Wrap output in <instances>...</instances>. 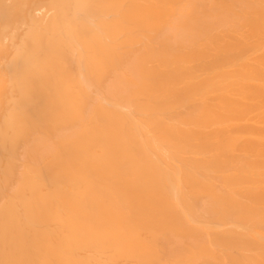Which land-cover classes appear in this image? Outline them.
I'll use <instances>...</instances> for the list:
<instances>
[{
    "label": "bare ground",
    "instance_id": "6f19581e",
    "mask_svg": "<svg viewBox=\"0 0 264 264\" xmlns=\"http://www.w3.org/2000/svg\"><path fill=\"white\" fill-rule=\"evenodd\" d=\"M0 20V264H264V0Z\"/></svg>",
    "mask_w": 264,
    "mask_h": 264
},
{
    "label": "rangeland",
    "instance_id": "374dc122",
    "mask_svg": "<svg viewBox=\"0 0 264 264\" xmlns=\"http://www.w3.org/2000/svg\"><path fill=\"white\" fill-rule=\"evenodd\" d=\"M2 9H3V11H5V9H4L3 7H2ZM0 23H2V21H1V20H0ZM1 25H2V24H0V28H2V27H3V25H2V27H1ZM1 31H2V29H0V33H2ZM0 39H1V37H0Z\"/></svg>",
    "mask_w": 264,
    "mask_h": 264
}]
</instances>
